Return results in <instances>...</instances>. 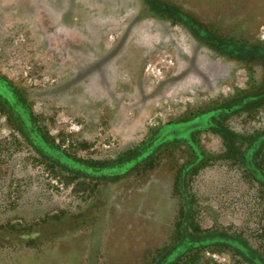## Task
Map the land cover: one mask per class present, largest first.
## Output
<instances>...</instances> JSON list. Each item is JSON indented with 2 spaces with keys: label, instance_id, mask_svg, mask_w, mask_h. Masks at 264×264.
<instances>
[{
  "label": "rangeland",
  "instance_id": "1",
  "mask_svg": "<svg viewBox=\"0 0 264 264\" xmlns=\"http://www.w3.org/2000/svg\"><path fill=\"white\" fill-rule=\"evenodd\" d=\"M0 264H264V0H0Z\"/></svg>",
  "mask_w": 264,
  "mask_h": 264
},
{
  "label": "trees",
  "instance_id": "2",
  "mask_svg": "<svg viewBox=\"0 0 264 264\" xmlns=\"http://www.w3.org/2000/svg\"><path fill=\"white\" fill-rule=\"evenodd\" d=\"M244 96L234 98L226 103L195 114L189 120L169 123L160 129V133L163 135L162 138H165L160 140V142H163L164 145L184 144L189 152V158L183 166H181L177 175L178 187H184V179L188 174L191 176L200 171L201 166L198 164L199 160H203L206 154L201 147L199 133L201 131H209L211 127H217L223 115L233 113V111L239 109L243 103L246 105L250 99H247L248 97L243 98ZM175 251L177 252L178 249Z\"/></svg>",
  "mask_w": 264,
  "mask_h": 264
}]
</instances>
